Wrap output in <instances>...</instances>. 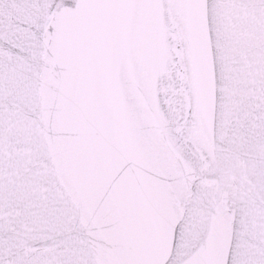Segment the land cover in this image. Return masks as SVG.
Wrapping results in <instances>:
<instances>
[{
  "label": "snow or ice",
  "instance_id": "1",
  "mask_svg": "<svg viewBox=\"0 0 264 264\" xmlns=\"http://www.w3.org/2000/svg\"><path fill=\"white\" fill-rule=\"evenodd\" d=\"M0 264H264V0H0Z\"/></svg>",
  "mask_w": 264,
  "mask_h": 264
}]
</instances>
